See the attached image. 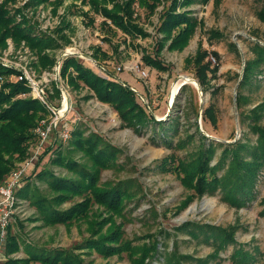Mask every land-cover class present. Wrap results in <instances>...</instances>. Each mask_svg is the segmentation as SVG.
<instances>
[{
  "label": "rangeland",
  "instance_id": "374dc122",
  "mask_svg": "<svg viewBox=\"0 0 264 264\" xmlns=\"http://www.w3.org/2000/svg\"><path fill=\"white\" fill-rule=\"evenodd\" d=\"M129 1L132 2L133 23L143 34L123 33L83 0L42 3L0 0V6H5L15 24L26 22L33 27L34 36H49L56 42L53 48L45 49L32 48L24 40L11 37L0 43V67L10 71L0 75V86L4 82L16 83L17 71L26 69L44 88L51 103L59 107L61 98L57 82L62 84L68 92L70 111L66 121L71 131L79 129L84 136L94 133L118 151L113 167L100 171L98 187H124L121 192L128 196L118 214L91 201L88 213L82 218L68 223L44 221L35 200H48L54 211H65L83 202L85 197L75 195L58 203L54 199L57 193L38 173L76 178L66 168L52 163L58 152L79 165L90 166L82 152L72 149L71 138L65 143L44 145L15 194L17 204L4 229L0 264L8 260H18V264H42L29 260L27 249L67 251L81 264H135L133 260L136 261L137 256L133 259L123 253L105 257L88 248L87 242L96 241L111 228L120 230L122 241L133 247L156 246L157 253L147 257L144 264H233L230 255L238 245L254 254L253 264H264V168L259 173L253 200L241 208L222 201L219 192L197 197L184 186L181 175L174 169H165V162L190 160L203 146L211 145L216 149L210 163L214 165L222 152L219 144L240 140L253 145L257 135L252 128L264 129V68L261 72L256 69L248 84L238 83L245 64L254 57L253 43L264 45V0H209L206 4L192 1L184 8L178 5V12L189 10L197 20L187 44L179 51L169 50L170 40L158 47L164 36L157 30L161 15L173 0H159L152 12L141 5L140 0H108L103 6L111 10ZM176 33L172 32V38ZM199 51L206 53L202 64H209L204 89L195 77L197 67L192 61ZM64 53H71L69 56L100 76L103 75L98 69L102 68L116 80L133 86L145 99L138 98L139 105L151 109L156 123L138 129L129 127L112 106L98 101L86 86L72 87L61 75L56 81L54 69L66 58L60 60ZM146 57L156 58L166 70L150 67L144 61ZM135 63L148 71L146 81L129 70ZM182 76L195 80L202 94L187 83L179 87L170 104L172 84ZM17 97L36 100L43 107L30 89ZM43 108L45 113L36 124L48 118L49 113ZM35 128L25 143L24 156L19 159L17 153L12 154L13 166L0 185L10 172L31 157L37 143ZM176 164L175 161L173 166ZM189 222L234 227L236 244L219 251L217 257L213 256L215 250L210 243L193 239L179 229ZM8 240L17 248L7 252ZM169 254L178 262L169 260ZM200 260L206 262L200 263Z\"/></svg>",
  "mask_w": 264,
  "mask_h": 264
},
{
  "label": "trees",
  "instance_id": "16d2710c",
  "mask_svg": "<svg viewBox=\"0 0 264 264\" xmlns=\"http://www.w3.org/2000/svg\"><path fill=\"white\" fill-rule=\"evenodd\" d=\"M35 1L42 3L48 0ZM83 1L89 3L93 10L101 13L104 18L110 20L123 33L130 36L143 34L140 28L133 23L130 11L131 1L123 6L115 5L111 10L103 6L108 0ZM158 1L140 0V3L152 12ZM173 1L161 15V22L157 30L163 33L164 36L162 38L163 42L158 44V47L165 46L166 42L170 40L169 50L179 51L187 44L197 20L191 16L189 10L178 12L176 8L178 5L184 8L192 1L206 4L209 0ZM0 31L1 44L8 37H11L13 40H24L36 49L53 48L56 45L52 37L34 36L33 27L26 22L15 24L14 20L8 16L5 6H0ZM173 31H177V33L172 38ZM213 34L217 35L215 32ZM251 51L254 57L247 61L244 66L240 82L242 86L250 82L256 69L261 72V68H264V45L254 42ZM205 56V52L199 51L192 59L195 68L197 67L195 77L201 89H204L206 83L205 73L209 70V64H202ZM96 57L97 55H94V59L97 61ZM103 57L106 58L105 55ZM46 61L48 63V60ZM144 61L156 70H166V66L156 58L146 57ZM8 73H10L8 69L4 70L0 67V75ZM106 74L107 77L96 74L73 56H67L60 68L61 77L67 78L72 87H78L80 84L86 86L93 92L98 101L112 106L125 125L138 129L152 122L156 123L153 114L139 105V97L130 89L129 84L116 80L108 71H106ZM27 90V86L22 82H4L0 86V182L13 166L12 154L17 153L19 159L24 156L25 143L32 137L31 130L36 127L37 121L45 113L44 108L38 101L17 97ZM252 131L257 135L253 145L240 140L233 143L219 144L222 147V152L214 165L210 163L216 149L211 145L207 148L203 146L198 154L190 160L175 159L167 161L168 163L165 162V169H174L177 174L181 175L184 186L191 189L197 197L219 192L222 201L229 206L244 207L253 200L259 173L264 168V129L255 127L252 128ZM69 144L74 151H80L88 158L90 166L79 165L58 152L52 163L66 168L75 174L76 178L53 177L51 172L42 171L38 173V176L47 179L49 188L57 193L54 199L58 203L64 202L75 195H81L85 197V200L65 211H54L48 200H35V205L43 214V220L50 223H68L73 219L82 218L88 213L91 201L104 206L112 214L120 213L124 199L128 197L121 192L124 187H98L100 171L114 165L116 152H118L116 148L107 144L94 133L84 136L79 129L72 130ZM8 156L9 158H5ZM175 161L177 164L173 166ZM22 196L27 195L23 194ZM179 229L190 234L193 239H201L206 243H210L215 250L213 256L216 257L219 251L236 244L234 238L235 228L231 226L224 228L189 222L180 226ZM87 245L89 249H95L105 257L123 253L128 254L133 259L137 256V260H133L135 264H144L147 257H153L157 253L154 244L152 246L133 247L131 244L123 242L120 230L114 228H111L109 233L99 236L96 241L87 242ZM5 247L7 252L17 248L15 243L10 240L6 241ZM26 253L30 254L29 260L42 264H81L77 257L67 254V251L63 250L47 252L27 249ZM168 259L172 260L173 263L178 262L172 254L168 255ZM230 259L233 264H253L255 258L251 251L245 250L242 245H238L231 253ZM26 261L24 260V262ZM204 262L206 261L200 260V263ZM18 263V260H8L6 264Z\"/></svg>",
  "mask_w": 264,
  "mask_h": 264
},
{
  "label": "built area",
  "instance_id": "2783aa9c",
  "mask_svg": "<svg viewBox=\"0 0 264 264\" xmlns=\"http://www.w3.org/2000/svg\"><path fill=\"white\" fill-rule=\"evenodd\" d=\"M70 54L64 53L63 57H67ZM60 67L61 63H58L54 69L56 81H58L60 76ZM129 70L136 72L138 77L143 81H146L149 77L148 71L140 67L138 63L133 64ZM98 72L104 77H107L106 70L99 68ZM14 81L24 83L27 88L31 90L34 98L38 99L43 107H45L49 115L48 118L41 120L35 128L34 135L37 139V143L32 149V155L29 160L25 161L20 167L10 172L0 185V253L4 241V229L7 227L10 217L16 208L17 199L15 194L23 185V176L29 168L32 167L33 162L37 160V157L43 151L44 145L65 143L71 138L72 133L70 124L66 121V116L70 111L68 92L62 84L59 85L57 82V88L60 92L61 98L60 106L57 107L51 103L41 84L35 80L31 73L26 69L18 70ZM130 89L138 94L133 86H130ZM139 98L145 101L142 95H139ZM148 110H150L149 107Z\"/></svg>",
  "mask_w": 264,
  "mask_h": 264
},
{
  "label": "bare ground",
  "instance_id": "6f19581e",
  "mask_svg": "<svg viewBox=\"0 0 264 264\" xmlns=\"http://www.w3.org/2000/svg\"><path fill=\"white\" fill-rule=\"evenodd\" d=\"M184 80L187 81V83L192 84L196 87V81L195 80H193L192 78L182 76L179 80L175 81L172 84L171 92L169 93L170 95L168 98V101L170 104L173 103L174 97L176 96L177 92L179 91V86Z\"/></svg>",
  "mask_w": 264,
  "mask_h": 264
},
{
  "label": "water",
  "instance_id": "95a60500",
  "mask_svg": "<svg viewBox=\"0 0 264 264\" xmlns=\"http://www.w3.org/2000/svg\"><path fill=\"white\" fill-rule=\"evenodd\" d=\"M62 58H63V56H61L60 60H62ZM60 60H59V61H60ZM241 79H242V78L239 79V82H238V83L241 82ZM185 84H187V81L184 80V81L180 84L179 87H181V86H183V85H185ZM196 88L198 89V92H199L200 94H202V93H201L200 86L197 84V82H196ZM149 112L152 113L151 109L149 110ZM207 137H208V138H211L209 135H207Z\"/></svg>",
  "mask_w": 264,
  "mask_h": 264
}]
</instances>
